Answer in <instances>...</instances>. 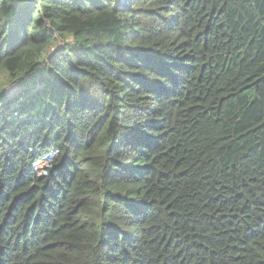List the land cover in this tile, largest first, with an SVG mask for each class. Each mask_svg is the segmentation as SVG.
Returning <instances> with one entry per match:
<instances>
[{
  "label": "trees",
  "instance_id": "obj_1",
  "mask_svg": "<svg viewBox=\"0 0 264 264\" xmlns=\"http://www.w3.org/2000/svg\"><path fill=\"white\" fill-rule=\"evenodd\" d=\"M4 77L0 264H264V0H0Z\"/></svg>",
  "mask_w": 264,
  "mask_h": 264
},
{
  "label": "rangeland",
  "instance_id": "obj_2",
  "mask_svg": "<svg viewBox=\"0 0 264 264\" xmlns=\"http://www.w3.org/2000/svg\"><path fill=\"white\" fill-rule=\"evenodd\" d=\"M71 38H68V43L71 44ZM63 42L61 40H58L57 43L50 47V49L47 50L46 54L47 56L51 57L54 52H56L60 47H62ZM19 88L18 84H13L9 81V79L1 78L0 79V92L3 90L5 93H10L11 90L13 92L16 91V89Z\"/></svg>",
  "mask_w": 264,
  "mask_h": 264
},
{
  "label": "clouds",
  "instance_id": "obj_3",
  "mask_svg": "<svg viewBox=\"0 0 264 264\" xmlns=\"http://www.w3.org/2000/svg\"><path fill=\"white\" fill-rule=\"evenodd\" d=\"M116 2H118V1H122V0H115Z\"/></svg>",
  "mask_w": 264,
  "mask_h": 264
}]
</instances>
